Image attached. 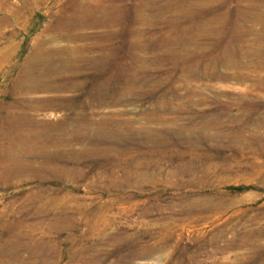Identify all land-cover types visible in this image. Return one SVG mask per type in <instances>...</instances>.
Wrapping results in <instances>:
<instances>
[{"label":"rangeland","instance_id":"obj_1","mask_svg":"<svg viewBox=\"0 0 264 264\" xmlns=\"http://www.w3.org/2000/svg\"><path fill=\"white\" fill-rule=\"evenodd\" d=\"M0 264H264V0H0Z\"/></svg>","mask_w":264,"mask_h":264},{"label":"bare ground","instance_id":"obj_2","mask_svg":"<svg viewBox=\"0 0 264 264\" xmlns=\"http://www.w3.org/2000/svg\"><path fill=\"white\" fill-rule=\"evenodd\" d=\"M74 14H77V11ZM57 53H58V51L49 50L48 52H44L42 54L40 53L41 55L37 57L39 59L40 66H43V70H42L43 74H42V76L38 77V79L36 78L32 83H30L28 85L31 88V90H34V89L36 91H37V89L46 90V88H48L47 86L49 85V83H46L47 79L45 78V75H48V74H51L52 72H55L56 68L55 67L53 68V63L51 61H46V60H48L49 57H51L55 54L57 55ZM58 57L59 56L57 55V58ZM36 71H37V69L34 72H32L31 74L28 73L27 75L23 76V80L21 81V84L26 86L25 83L27 82V84H28V80H30V78L34 76ZM36 101H38V100H36ZM31 103H32V100H31ZM30 105L33 106L32 104H30ZM43 107H46V108L57 107V105H55V103L53 101H51L50 103H46ZM36 108H37V106H36ZM12 121L17 124V122L18 123L22 122V119L18 120L16 118H12Z\"/></svg>","mask_w":264,"mask_h":264}]
</instances>
